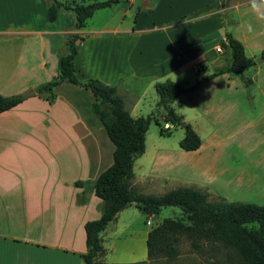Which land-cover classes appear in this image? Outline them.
Here are the masks:
<instances>
[{
  "label": "crops",
  "instance_id": "obj_1",
  "mask_svg": "<svg viewBox=\"0 0 264 264\" xmlns=\"http://www.w3.org/2000/svg\"><path fill=\"white\" fill-rule=\"evenodd\" d=\"M123 1L126 7H120L119 0L96 10L82 29L74 30L71 12L60 11L55 21H47L46 0H0V96H24L0 113V264H82L83 226L101 214L93 183L111 165L113 146L90 112V91L63 83L54 89L50 103L34 92L55 76L57 53L67 35L80 37L73 61L78 79L113 86L131 117L155 114L161 120L156 95L142 104L154 92V84L170 80L190 86L201 77L198 66L204 67L202 76L226 67L229 54L220 46L225 33L244 52L260 53L264 48V20L251 10L249 0ZM259 65L245 73L252 79L249 87L239 76L224 73L186 94L189 116L182 112L179 116L191 125L197 118L206 121L210 149L206 158L199 155L201 141L197 150L186 152L191 155L160 141L144 145L132 163L130 186L144 195L189 187L228 199L226 189L215 190L213 183L226 187L240 183L241 191L250 194L253 181L264 179L254 173L264 164V156L249 157L252 152L247 150L264 147V69ZM248 129L256 130L252 144L246 140ZM186 171L194 176H187L189 185L157 192L168 181L185 179ZM202 179L206 181L200 183ZM131 209L142 214L129 205L108 224L113 227L108 230L107 225L100 234L103 254L97 263L147 261L145 228L122 232L126 240L116 256L121 260L105 259L106 232L124 223Z\"/></svg>",
  "mask_w": 264,
  "mask_h": 264
},
{
  "label": "trees",
  "instance_id": "obj_2",
  "mask_svg": "<svg viewBox=\"0 0 264 264\" xmlns=\"http://www.w3.org/2000/svg\"><path fill=\"white\" fill-rule=\"evenodd\" d=\"M46 1L47 21H55L60 11L71 12L74 30L82 29L96 10L109 8L119 2ZM224 38L225 43L220 46L229 54L226 67L202 76L204 67L198 66L196 73L201 77L190 86L170 80L157 82L153 86L157 98L155 109L162 112L163 123L179 126L183 131L178 148L184 152L197 150L200 139L174 112L171 104L180 96L193 92L204 82L224 73L239 76L245 87L252 84V79L245 73L255 68V62L246 57L242 45L229 33H225ZM79 40L77 34L66 36L63 47L57 53L55 76L37 86L34 92L50 103L55 98L54 89L63 83L88 89L92 95L90 112L101 124L113 146L111 165L100 172L93 183V193L100 199L102 210L97 220L86 222L83 226L86 251L81 256L82 264H99L96 259L103 254L100 234L119 211L132 204L145 217L156 216L164 207H175L181 211L180 218H165L149 228L145 239L147 260L175 258V246L184 237L194 251L204 243L214 244L226 250L234 264H264V205L226 202L219 197L215 202H210L207 193L189 187L153 196L140 194L130 186L132 163L144 152V137L150 122L153 120L158 126L160 136H169V129L160 128L153 116L131 117L113 86L104 85L95 79H78L73 61L75 45ZM259 58L264 62V48ZM23 99V95L0 96V113L15 107Z\"/></svg>",
  "mask_w": 264,
  "mask_h": 264
},
{
  "label": "rangeland",
  "instance_id": "obj_3",
  "mask_svg": "<svg viewBox=\"0 0 264 264\" xmlns=\"http://www.w3.org/2000/svg\"><path fill=\"white\" fill-rule=\"evenodd\" d=\"M126 5H127V3L123 0H122V2H120V7H126ZM244 53H245L246 57L253 59L254 62H256L257 60L260 59L259 58V51L258 52L246 51ZM257 65H259V67L261 69H264V62H262V64L258 63ZM249 71H251V70H248L246 73H248ZM247 76H249V75H247ZM150 93L151 94L148 93L146 95V97L144 98V101H142V104L149 103L152 95L153 96L155 95L154 94L155 92H153V90ZM179 98H180L181 102H179L180 100L179 101L176 100L172 105L174 112L177 115H179L182 112L181 113L182 115L189 116V113H185L186 101H187L188 96L182 95ZM259 102H261V101H259ZM259 102H258V107H259ZM179 105L181 107H179ZM260 107H263V106H260ZM145 115L146 114H144V116ZM152 116L156 120H158L160 128L169 129L170 135L169 136H164V135L160 136L158 133V126L155 125L154 121L152 120L150 122L148 129L146 131V134H145L144 145H146V147L148 148L149 144L154 143L155 141H160V142L165 143L167 145V147H173V148L179 149L178 143L180 142V140L183 137L182 129L179 126H173V127L170 126V128H169V125L168 124L165 125L163 123V121L159 118V115L152 114ZM191 117H189V119H191ZM193 120H195V117H192V119H191L192 124H193ZM196 120H197V124H194V125H191L189 123H186V124H188L191 128H192V126L195 128V133L198 135V137H199V139L202 142V145L204 147L201 150L199 155L200 156L205 155L203 158H206V156L210 152V149L207 147L208 125H207L206 121L202 118H197ZM192 130H193V128H192ZM255 131H256L255 129L253 131L252 130L250 131V129H248V131H247L246 140H249V144L256 142L255 138H257V137H255L256 136ZM104 137H105L106 141H108V143H110L107 136L105 135V133H104ZM253 137H255V138H253ZM247 150L249 152H252L249 155V157H255V156L262 157V156H264V153H263L264 147H258V148L251 147ZM180 153H185L184 155H191V154H187L186 152H182V150ZM261 153H262V155H261ZM146 155L147 154H144V156H142L143 157L142 160L144 159V157H146ZM170 156H173V155L170 153ZM186 162H187V160L185 161V163ZM250 166L253 167V165H250ZM258 167L260 169L258 168V170L254 171L255 175L264 176V173H261V171H264V169H263L264 164H260V165H258ZM187 168H188V165L185 164V169H187ZM184 176H185V179L178 180L176 183L175 182L172 183L171 181H168L163 186V189H160L157 192L161 193V192H163V190H166L167 188L189 185L190 183L187 179V176L188 177H194V176L192 174H189L188 171L185 172ZM196 179L197 178H195V180ZM204 179H206V178H204ZM204 179H202L200 181V183H202V181H206ZM253 183H254L253 187L251 189H249L250 194H246L245 190L243 192L241 191L240 183L234 184L232 187H230V186L226 187L224 184L221 186L219 183H217V184L213 183V184L215 186V190H218L217 188H219L220 190L226 189V192L228 193V195H227L228 199H223L226 202L252 203V204L256 203V205H264V200H263L264 199V179L255 180V181H253ZM217 196L218 195L215 196L212 194L209 196L208 200L210 202H215L217 200ZM219 198H221V197H219ZM247 200H250L252 202H248ZM180 216H181V211L175 207H164L158 212V214L156 216H153L150 218L144 217L142 214H139L137 211H135L133 209L129 210V213L124 216V223L121 222V223L117 224V227L114 228V230H112L111 232H106L107 239H105L103 241V244H104L103 246L106 249L105 259L107 260V262H115V261L117 262V260H121V259H118L116 256L118 254V251L122 250V248L124 247L123 242H124V240H126L125 234L122 232L130 231V230H136V229H142V228L143 229L144 228L149 229L150 227L161 222L165 218L177 219V218H180ZM146 221H149V225L146 224ZM112 225H108L106 229L109 230L111 227H113ZM105 231H107V230H105ZM138 246H139L138 243L135 242L134 248L136 247V249H138ZM175 248L177 250V256L173 259L158 257V258H155L152 260L146 259L147 260L146 262L136 263V264H234V261L230 257L229 253L226 250L221 249L219 246L214 245V244L204 243L200 246V248L197 251H194L193 249L190 248L189 241L186 240L184 237H181L179 239V241L177 242Z\"/></svg>",
  "mask_w": 264,
  "mask_h": 264
},
{
  "label": "clouds",
  "instance_id": "obj_4",
  "mask_svg": "<svg viewBox=\"0 0 264 264\" xmlns=\"http://www.w3.org/2000/svg\"><path fill=\"white\" fill-rule=\"evenodd\" d=\"M251 10L255 12L260 20H264V0H249ZM252 30L251 25L248 26Z\"/></svg>",
  "mask_w": 264,
  "mask_h": 264
},
{
  "label": "built area",
  "instance_id": "obj_5",
  "mask_svg": "<svg viewBox=\"0 0 264 264\" xmlns=\"http://www.w3.org/2000/svg\"><path fill=\"white\" fill-rule=\"evenodd\" d=\"M141 3H147L148 0H139ZM217 52H219V49H216ZM146 224L149 225V221H146Z\"/></svg>",
  "mask_w": 264,
  "mask_h": 264
},
{
  "label": "water",
  "instance_id": "obj_6",
  "mask_svg": "<svg viewBox=\"0 0 264 264\" xmlns=\"http://www.w3.org/2000/svg\"><path fill=\"white\" fill-rule=\"evenodd\" d=\"M260 62H262V59L257 60L255 63L258 64V63H260ZM29 94L32 95L33 93L30 92Z\"/></svg>",
  "mask_w": 264,
  "mask_h": 264
}]
</instances>
